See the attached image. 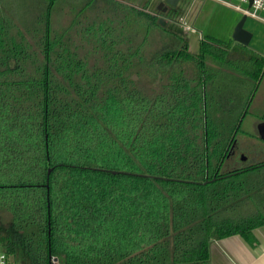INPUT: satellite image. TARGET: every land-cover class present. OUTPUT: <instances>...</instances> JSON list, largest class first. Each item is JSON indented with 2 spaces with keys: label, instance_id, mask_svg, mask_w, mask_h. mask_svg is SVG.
<instances>
[{
  "label": "trees",
  "instance_id": "obj_1",
  "mask_svg": "<svg viewBox=\"0 0 264 264\" xmlns=\"http://www.w3.org/2000/svg\"><path fill=\"white\" fill-rule=\"evenodd\" d=\"M60 1L19 14L0 0L8 264H210L213 240L253 243L264 161L221 168L264 56L215 39L192 51L148 7Z\"/></svg>",
  "mask_w": 264,
  "mask_h": 264
},
{
  "label": "rangeland",
  "instance_id": "obj_2",
  "mask_svg": "<svg viewBox=\"0 0 264 264\" xmlns=\"http://www.w3.org/2000/svg\"><path fill=\"white\" fill-rule=\"evenodd\" d=\"M10 5L15 12L21 14L25 12L27 14V10L31 11L33 9V1L34 0H9ZM69 0L60 1L61 5H65ZM84 0L83 2H85ZM128 2L137 7H148L149 12H156L159 17L164 18L166 22H171L175 25L180 26L184 30V34L189 41V48L192 51H197L201 40H211L215 39L221 41L226 44L232 41V44L236 47H244L254 51L257 54L264 56V23L247 16V20L244 24V28L250 31L253 34V37L248 46H244L239 42L235 41L233 38L234 29L237 24L241 21L243 16L245 15L239 10L223 3L219 0H179L176 5H170L165 3V6H168L165 15H160V11L158 10V5L161 2H165L166 0H117ZM232 2L233 4L240 5L242 7H248L246 3H242L239 0H227ZM100 3H104L100 1ZM103 6V5H101ZM100 9V8H99ZM26 10V11H24ZM100 13L101 10H98ZM63 13V12H59ZM96 13V11L94 12ZM64 16H59L61 18L60 23L66 24L67 18L66 13H63ZM29 16H27L28 18ZM166 23V24H167ZM187 26H190L188 28ZM257 110L252 105L249 109V112L245 116L242 122L241 131L237 134L234 144L230 149L228 157L225 159L223 166L221 168L222 172H228L232 169L242 166L248 165L251 163H255L257 161H264V141L262 140H251L248 139V135L245 132L253 131V128H256L257 118L256 114ZM256 133L255 131H253ZM247 146H246V145ZM245 145V146H244ZM244 146V147H243ZM243 147V148H240ZM253 148H257L255 151ZM246 158V161H243ZM264 182V178L261 180ZM262 194L259 195L258 201L260 204L264 203V189L262 190ZM237 199L235 198V201ZM220 203H223L219 200ZM230 204H235L236 207L241 208L244 206L245 210H241L242 212L246 210H250L251 207H248V202H231ZM248 207V208H247ZM253 208V207H252ZM259 208V207H258ZM255 209H257L255 207ZM251 211V210H250ZM241 212V213H242ZM235 213V212H234Z\"/></svg>",
  "mask_w": 264,
  "mask_h": 264
},
{
  "label": "crops",
  "instance_id": "obj_3",
  "mask_svg": "<svg viewBox=\"0 0 264 264\" xmlns=\"http://www.w3.org/2000/svg\"><path fill=\"white\" fill-rule=\"evenodd\" d=\"M252 105L257 110L254 114L260 118L257 119V125H260L264 117V70L251 95L249 109ZM253 131L245 132L248 139L264 141L258 126ZM252 234L253 243L239 234L213 240L210 245V264H264V225L254 228Z\"/></svg>",
  "mask_w": 264,
  "mask_h": 264
},
{
  "label": "built area",
  "instance_id": "obj_4",
  "mask_svg": "<svg viewBox=\"0 0 264 264\" xmlns=\"http://www.w3.org/2000/svg\"><path fill=\"white\" fill-rule=\"evenodd\" d=\"M219 1H222L223 3L235 8L236 10L241 11L245 15L255 18L264 23V0H253L251 6H249L250 0H239L242 3H246L248 5V7L246 8L237 4H233L232 2L227 0ZM187 27L190 28V26ZM0 264H8L7 257L2 252H0ZM50 264H60L59 259L56 256H52L50 259Z\"/></svg>",
  "mask_w": 264,
  "mask_h": 264
},
{
  "label": "water",
  "instance_id": "obj_5",
  "mask_svg": "<svg viewBox=\"0 0 264 264\" xmlns=\"http://www.w3.org/2000/svg\"><path fill=\"white\" fill-rule=\"evenodd\" d=\"M179 0H166L165 2H161L159 5H158V10H163L165 11L167 8L164 7L163 8V5L165 3H168L170 5H176L178 3ZM252 1L253 0H250V4L249 6H251L252 4ZM247 20V15H244L243 18L241 19V21L237 24V26L235 27L234 29V34H233V38L235 41L239 42L240 44L244 45V46H248L250 44V41L252 39V36L253 34L246 30L244 28V24ZM158 22L165 26L166 25V20H164V18L162 17H159L158 19ZM258 129H259V132H260V135L261 137L264 139V123L260 124L258 126ZM113 173H118L119 171L117 170H112Z\"/></svg>",
  "mask_w": 264,
  "mask_h": 264
},
{
  "label": "flooded vegetation",
  "instance_id": "obj_6",
  "mask_svg": "<svg viewBox=\"0 0 264 264\" xmlns=\"http://www.w3.org/2000/svg\"><path fill=\"white\" fill-rule=\"evenodd\" d=\"M165 5V4H164ZM163 5V6H164ZM167 9H168V6H165ZM164 8V7H163ZM167 9L165 10V11H163V10H159L160 12H162V13H164V12H166L167 11ZM260 123H264V117L263 118H261V121H260ZM235 142V141H234ZM234 142H233V144H234ZM232 144V145H233ZM232 145H231V147H230V149L232 148ZM246 145V144H245ZM244 145V146H245ZM243 146V147H244ZM247 146V145H246ZM243 147H240V148H243ZM230 149H228L229 150V152H230ZM254 150L255 149H257V148H253ZM255 151H257V150H255ZM229 154V153H228ZM228 154H227V156H226V158L228 157ZM225 158V159H226ZM244 160L243 161H246L247 159L246 158H243ZM259 162H261V161H257V162H255L254 164L253 163H251V164H248V165H242V166H239V167H236V168H234V169H232V170H236V169H243V168H247V167H250V166H252V165H255V164H257V163H259Z\"/></svg>",
  "mask_w": 264,
  "mask_h": 264
}]
</instances>
